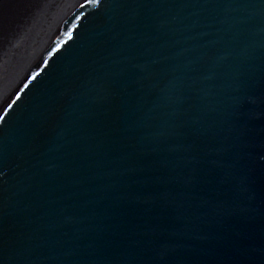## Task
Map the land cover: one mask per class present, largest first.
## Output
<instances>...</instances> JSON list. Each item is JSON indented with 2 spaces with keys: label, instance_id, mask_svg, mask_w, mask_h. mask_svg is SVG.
Instances as JSON below:
<instances>
[{
  "label": "water",
  "instance_id": "95a60500",
  "mask_svg": "<svg viewBox=\"0 0 264 264\" xmlns=\"http://www.w3.org/2000/svg\"><path fill=\"white\" fill-rule=\"evenodd\" d=\"M0 264H264V0H0Z\"/></svg>",
  "mask_w": 264,
  "mask_h": 264
},
{
  "label": "bare ground",
  "instance_id": "6f19581e",
  "mask_svg": "<svg viewBox=\"0 0 264 264\" xmlns=\"http://www.w3.org/2000/svg\"><path fill=\"white\" fill-rule=\"evenodd\" d=\"M7 8H5V10H6Z\"/></svg>",
  "mask_w": 264,
  "mask_h": 264
}]
</instances>
